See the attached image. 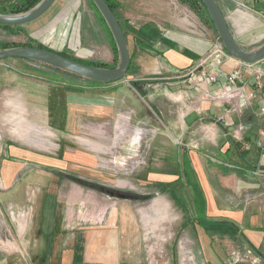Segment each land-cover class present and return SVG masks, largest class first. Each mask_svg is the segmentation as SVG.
I'll use <instances>...</instances> for the list:
<instances>
[{
  "label": "rangeland",
  "instance_id": "1",
  "mask_svg": "<svg viewBox=\"0 0 264 264\" xmlns=\"http://www.w3.org/2000/svg\"><path fill=\"white\" fill-rule=\"evenodd\" d=\"M117 1L123 23L150 21L163 27L203 32L215 41L219 37L193 9L179 0ZM64 16L67 23L62 21ZM53 22L58 26L53 41L61 42L62 39L66 42L64 46L54 49L45 42L47 26ZM104 26L90 0H57L52 9L33 22L23 24L19 27L21 29L0 26V41L11 45L40 42L50 49L70 53L82 60L118 64L120 56ZM263 41L264 37L244 48H255ZM40 81L62 87L37 86L35 83ZM69 81H75L79 87L82 84L99 85L74 72H62L42 62L18 58L0 60V148L7 151V142H14L23 154L37 152L49 156L42 167L32 168L28 164V170L24 168L16 172L20 165L30 162L24 157L19 163L7 162L6 169L0 172V185L2 182L3 187H0V264H7V261L11 264H31L32 253L25 247L32 238V243H38L41 238L24 236V232L38 228L44 216L52 218L50 214L55 213L57 204L63 211L62 216L71 214V219L85 216L88 260H93L91 263L220 264L217 258L203 249L201 240L197 238L192 208V203H199L195 183L186 188L188 203L183 197L186 194L185 186L175 185L177 181L169 183L175 187L159 184L155 180H142L150 161L159 158L153 153L146 164L148 151L152 149L156 152L150 147L152 139L160 134L159 129L146 126L148 133L142 147L143 143L138 144L133 139L137 133H127L125 123L118 122L117 114L128 110L125 106L108 98L109 105L101 103L98 112L91 113L92 107L89 106L74 107L69 104L70 99L76 98L71 94L74 89L72 84H68ZM121 81L134 87L131 80L123 78ZM76 90L77 97L83 94L95 96L93 88L77 87ZM121 90L126 93V89ZM102 93L104 97L115 96L112 90ZM47 98L49 102H43ZM11 100L18 102L21 110L17 108L10 124L8 114L11 113ZM166 138L170 152L161 158L176 161V150L180 151L179 146L182 145L179 141L182 140L171 132H167ZM255 144L259 146L257 139ZM206 153L213 156L216 163L220 160L217 153ZM77 154L82 156V161ZM153 162L152 166L159 164L158 161ZM181 164L184 165V162ZM69 179L81 182L79 186L84 190V201H69L70 206L59 202V199L72 197L74 181ZM3 181L9 183L3 184ZM50 181L53 184L58 182L56 190L63 192L53 198L56 205L48 208V212L46 209L39 214L44 192L33 186H43ZM16 185L20 189L25 187V195L23 189L12 191ZM41 189L52 191L48 186ZM150 192L152 195L144 198ZM162 207L168 208V221L161 220ZM154 209H161V217H156ZM230 262L241 263L232 258Z\"/></svg>",
  "mask_w": 264,
  "mask_h": 264
},
{
  "label": "crops",
  "instance_id": "2",
  "mask_svg": "<svg viewBox=\"0 0 264 264\" xmlns=\"http://www.w3.org/2000/svg\"><path fill=\"white\" fill-rule=\"evenodd\" d=\"M219 4L233 35L243 47L255 44L264 37V0L255 3L256 10L261 12L259 14L238 9L231 1L222 0ZM52 6L47 11L52 9ZM121 22L132 57L130 71L125 78L127 81L131 80L134 87L130 84H122L125 81L121 80L93 86L82 84L83 86L80 87L75 81H69L68 84H72L74 89L71 94L76 97L70 99L69 104L74 107H92L90 109L92 113L98 112L101 103L108 104L110 103L108 98H113L128 109L117 114L118 122L125 123L127 133H137L133 139L138 144L145 140L148 133L146 126H156L160 134L152 139L153 143L150 147L156 149V152L152 149V153L151 150L148 151L146 164L149 163V158L151 160L149 155L153 153L158 155V160H153L158 161L159 164L152 166L154 162L151 160L142 180H155L167 186L174 185L169 183L177 181L175 185L179 187L181 185L182 188L185 186L186 194L183 197L186 199L188 196L186 188L195 183L198 188L199 203H192L195 215L193 225L203 249L217 258L220 264H232L231 258L237 263L241 262L238 264H264V149L255 144L256 139L257 142L259 140L260 133L264 131V116L257 113L260 101L252 102V106L245 99L244 92L223 90L221 85L225 82V75L231 72L233 67L228 62L222 65V74L218 82L210 85L209 95H204L195 89L197 78L192 81L186 73L216 42L213 37L193 29L183 31L175 27H163L159 23L150 21H142L140 24L123 23L122 20ZM35 84L62 87L42 81ZM77 87L93 88L95 96L83 94L77 97L75 95ZM121 88L126 89V93H123ZM105 90H112L115 96L104 97L102 92ZM249 90L250 87H246L245 93L248 94ZM262 94L264 97V92ZM43 102H49L48 98ZM9 105L11 113L8 116L11 124L12 116L16 114L17 108L21 110V106L14 100H11ZM233 105L235 111L227 116L230 124L218 121L224 107ZM27 122L30 124L28 120ZM167 132H171L174 137L185 143L179 146L180 151L176 150V161L161 158L170 152L169 143L166 141ZM235 132L242 135L248 143L250 142L251 148L248 151L244 150L241 141L233 137ZM196 142L200 143L199 147L192 146ZM143 145L144 143L142 147ZM6 147L7 151L0 148V172L6 169L7 162L19 163L25 157L24 160L30 162L20 165L16 171L20 172L24 168L28 170L30 168L28 166L32 168L45 166L44 160L49 157L37 152L23 154L14 142H7ZM206 151L211 154L217 153L221 161L216 163L212 159L213 156ZM76 156L78 159L82 157L80 154ZM181 162H184V165ZM228 163L233 166H228ZM235 165L237 167H234ZM223 167L231 170L226 171ZM259 171L261 175L258 174ZM252 174H257V177ZM51 181L43 186L52 188V191L42 190L41 184L33 186V188L39 187V190L44 192L39 214L44 213L46 209L48 212V208L56 205L53 204V198L63 192L61 189L60 192L56 190L58 182L53 184ZM5 183L9 182L3 181V184ZM79 184L81 182L74 181L72 197L59 199V202L70 206L69 201L74 203L81 199L84 201V190ZM1 185L0 187L3 188ZM13 185L14 183L10 186ZM24 188L22 190L16 185L12 191L22 190L25 195ZM8 194L7 192V196ZM162 209L161 220H165L169 217L168 208L162 207ZM62 212L57 204L55 213L50 214L52 218L44 216L38 228L33 227L32 230L24 232V236L41 238L38 243H32V238L30 244L25 247L29 253H32L31 264H98L88 260L85 216L71 219L69 217L71 214L62 216ZM154 212L156 217H161L159 216L161 209H154ZM248 250L252 251V256L247 255ZM7 264L11 263L7 261Z\"/></svg>",
  "mask_w": 264,
  "mask_h": 264
},
{
  "label": "water",
  "instance_id": "3",
  "mask_svg": "<svg viewBox=\"0 0 264 264\" xmlns=\"http://www.w3.org/2000/svg\"><path fill=\"white\" fill-rule=\"evenodd\" d=\"M56 0H42L34 8L23 12V14L12 15L0 13V23L4 25H18L38 19L52 6ZM96 7L101 11L107 25L109 26L114 39L116 40L120 60L116 67H96L86 63H81L71 57L61 55L57 50H49L36 46H12L0 50V60L9 58L27 59L34 62H42L52 67H57L64 71L74 72L83 78L96 82L114 83L127 77L130 71L131 54L129 51L128 39H126L124 29L120 24L114 10H111L107 0H93ZM214 22L218 36H220L225 50L229 55L237 58L241 62L255 63L264 58V41L257 47L245 49L233 35L229 22L219 4L218 0H202ZM152 195L147 193L144 198Z\"/></svg>",
  "mask_w": 264,
  "mask_h": 264
},
{
  "label": "built area",
  "instance_id": "4",
  "mask_svg": "<svg viewBox=\"0 0 264 264\" xmlns=\"http://www.w3.org/2000/svg\"><path fill=\"white\" fill-rule=\"evenodd\" d=\"M225 1L233 2L238 9L247 10L258 14L261 13L255 8V3L259 2L260 0ZM62 21L67 23V18L64 16ZM47 27V38L45 36V42L53 46V49L56 48V46H64L66 42L62 39L61 42L53 41L55 32L58 29L56 22L51 23ZM226 62L231 63L233 67L232 71L225 75V82H223L221 85L223 90H228L231 92L233 90L244 92V97L250 105H252V102H255L256 100L260 101V104L257 108V113L261 116H264V97L262 96V93L264 92V58L258 61L260 62L259 65H257L258 62L245 64L237 58L229 55V53L225 50L220 37H218L216 42L209 48L207 54H205L202 59L193 66V68L188 70L186 76L189 75L192 81L196 77L197 80H195V89L204 95H209L210 85L218 82V78L222 74V65ZM246 87H250L248 94L245 93ZM234 111V105L224 107L223 113H221L218 117V121L220 120L221 122L229 125L230 123L227 119V116L233 114ZM233 137H235L237 141H241L243 143L244 150L248 151L251 148L250 142L248 143L239 133L235 132ZM258 139H260L258 141L259 147L264 149V131L260 133ZM179 143L185 145L183 141H179ZM192 146L199 147L200 143H193ZM227 165L233 166L229 163ZM258 174L261 175L262 173L259 171ZM247 255L252 256V251L248 250Z\"/></svg>",
  "mask_w": 264,
  "mask_h": 264
},
{
  "label": "trees",
  "instance_id": "5",
  "mask_svg": "<svg viewBox=\"0 0 264 264\" xmlns=\"http://www.w3.org/2000/svg\"><path fill=\"white\" fill-rule=\"evenodd\" d=\"M42 1V0H1L0 1V13L2 14H5V15H8V14H12V15H18V14H23V12H26L32 8H34L35 6H37V4ZM182 4H184L185 6L187 5L188 7H190L191 9H193L197 15L199 16V18L208 23L213 29L215 32L216 31V28H215V25H214V22H212V19L210 17V14L207 10V7H205L204 3L202 0H179ZM111 10H114L120 24L122 25L123 27V24L121 22V17H120V14H119V11H118V1L117 0H107ZM90 3L91 5L93 6V8L98 12L99 14V18L101 20V22L103 23L104 28H105V31H106V34L110 37L111 40H113V43L115 45V50L117 52V54L120 56L119 54V51H118V47H117V43H116V40L114 39L113 37V34L109 28V26L107 25L101 11L98 9V7H96L95 3L93 0H90ZM0 26L3 27V28H6L8 29V27H15V28H19L21 26H17V25H4V24H1L0 23ZM21 29V28H19ZM125 32V31H124ZM218 35V33H217ZM220 37V36H219ZM24 45H27V46H36V47H43V48H47L49 50H53V49H50L49 47L45 46L43 43H34V42H27V43H24V44H7L5 42H2L0 41V50L1 49H6V48H9V47H12V46H24ZM61 55L63 56H66V57H71L81 63H86V64H89V65H92V66H96V67H106V68H113V67H116L118 64L117 63H114L113 65H108V64H105V63H102V62H93V61H87V60H82L76 56H73L71 55L70 53L68 54L67 52H60L58 51ZM132 59V57H131ZM22 60V59H20ZM24 60H27V59H24ZM23 60V61H24ZM27 61H30V60H27ZM34 62V61H33ZM119 63V62H118ZM54 68H57V67H54ZM57 70H60L63 72L62 69H59L57 68ZM37 71V70H36ZM64 72H67V71H64ZM89 80V79H88ZM71 82V81H70ZM96 82V81H94ZM97 84H106V83H103V82H96ZM234 167H237L236 165ZM223 169H225L226 171H229L231 169L227 168V167H223Z\"/></svg>",
  "mask_w": 264,
  "mask_h": 264
},
{
  "label": "bare ground",
  "instance_id": "6",
  "mask_svg": "<svg viewBox=\"0 0 264 264\" xmlns=\"http://www.w3.org/2000/svg\"><path fill=\"white\" fill-rule=\"evenodd\" d=\"M64 23V22H63Z\"/></svg>",
  "mask_w": 264,
  "mask_h": 264
}]
</instances>
